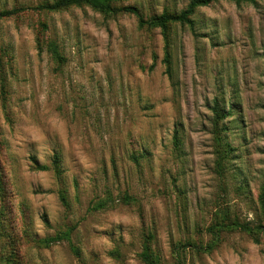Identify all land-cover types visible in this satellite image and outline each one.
<instances>
[{"label": "rangeland", "instance_id": "rangeland-1", "mask_svg": "<svg viewBox=\"0 0 264 264\" xmlns=\"http://www.w3.org/2000/svg\"><path fill=\"white\" fill-rule=\"evenodd\" d=\"M189 1L114 4L149 19ZM193 19L169 25L172 78L162 28L132 13L83 5L0 19V264H145L147 236L161 264H264V232L188 245L229 218L263 221L264 0H217ZM215 102L230 113L218 125Z\"/></svg>", "mask_w": 264, "mask_h": 264}, {"label": "trees", "instance_id": "trees-1", "mask_svg": "<svg viewBox=\"0 0 264 264\" xmlns=\"http://www.w3.org/2000/svg\"><path fill=\"white\" fill-rule=\"evenodd\" d=\"M116 0H45L43 2H39L34 5H18L13 6L11 8H4L0 10V19L11 17L17 14H20L25 11H57L64 8H69L72 6H83L88 5L92 8L99 10L103 13H118V12H128L136 15L140 21L141 25H144L145 23L157 25L160 26L163 30V33L165 35L166 42L164 44V57L163 62L165 64V72L168 74L170 78L173 77V62H172V53L170 50V42L168 39V28L171 23L179 22L182 24H189L191 27H194V19L193 14L196 12V10L199 7L207 6L210 3L217 1V0H190L185 8H183L180 11H168L164 10L162 13L154 15L150 17L149 19H145L140 9L135 5H123V6H117L114 4ZM236 2L241 1H249V2H256L257 0H234ZM39 46H41V43L39 42ZM48 52L51 54L52 58L57 62H65L66 57L60 50L58 44L51 40L48 43L47 46ZM212 110L214 113V121L216 125H218V122L224 118L227 117L229 113L224 112L223 108H221L217 102L214 103L212 106ZM175 143L178 146L180 143V140L178 136L175 138ZM227 147L220 152V153H226ZM219 153V154H220ZM222 154L221 156H218L217 159V168L219 170L222 169L223 163H222ZM55 167H59V156L56 154L54 156L53 160ZM1 189L2 185H1ZM62 200H65V196L63 193H61ZM259 205L261 208L263 221L261 222H250V221H242L240 219L236 218H229L226 222H217L209 226L208 232L211 235L210 241L203 245V244H197V243H188L189 246H192L196 250L200 251H209L211 250L217 243L219 239V233L222 231H232V230H239L246 232L250 234L255 241H259V235L264 232V182L261 185L260 193H259ZM107 200H101L96 204L95 207H104L106 205ZM151 236H147L144 244L143 249L140 252V257L143 260L145 264H161L160 257L155 251L153 250L152 244H151ZM59 240V237H45L42 239V242L46 245H49L53 243L54 241ZM78 252V250H76ZM9 264H20L15 259L8 258L6 260Z\"/></svg>", "mask_w": 264, "mask_h": 264}]
</instances>
